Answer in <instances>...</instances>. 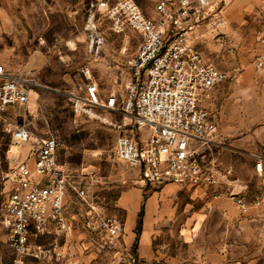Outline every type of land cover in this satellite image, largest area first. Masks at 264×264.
I'll return each instance as SVG.
<instances>
[{
  "label": "rangeland",
  "instance_id": "374dc122",
  "mask_svg": "<svg viewBox=\"0 0 264 264\" xmlns=\"http://www.w3.org/2000/svg\"><path fill=\"white\" fill-rule=\"evenodd\" d=\"M87 1L0 0V62L11 70L30 72L36 82L28 103L0 114V220L5 176L13 163L9 123L25 125L34 136L56 137L58 162L89 187L90 197L105 213L124 221L125 192L140 187L146 197L164 187L144 184L137 168L114 156L118 134L142 135L131 116L103 107L75 110L89 81L97 83L102 95L125 96L129 61L141 40L133 29L113 32L105 20L106 45L99 58H91L83 29ZM135 1L146 14L156 15L159 0ZM222 15L225 23L219 28L212 27L210 17L187 20L191 45L229 74L207 99L216 116L214 141L219 144L205 152V163L212 168L211 160H217L212 170L227 176L214 185L231 186L229 192L244 196L250 209L224 221L216 212L207 218L206 205L212 203L200 192L191 199L189 191L198 188L204 193L211 183H188L164 192L169 212L160 225L155 223L157 256L150 264H264V207L256 203L264 196V68L254 67L264 44V3L228 0ZM257 163L262 164L261 171ZM189 203L197 212L192 222L185 220L189 209L184 212V207ZM100 253L103 257L94 264H141L131 249H125L123 237ZM14 255L0 232V264H12ZM25 264L50 263L27 260Z\"/></svg>",
  "mask_w": 264,
  "mask_h": 264
},
{
  "label": "built area",
  "instance_id": "2783aa9c",
  "mask_svg": "<svg viewBox=\"0 0 264 264\" xmlns=\"http://www.w3.org/2000/svg\"><path fill=\"white\" fill-rule=\"evenodd\" d=\"M227 1L159 0L156 15L146 14L135 0L86 3L83 29L91 58H99L106 45L105 20L113 32L133 29L141 40L129 61L125 96L102 95L97 83L89 81L75 110L121 111L146 132L138 138L120 133L114 144V156L137 168L144 184L214 185L227 176L212 170L216 159L211 160L212 168L205 163V152L219 144L214 141L216 116L207 99L229 74L191 45L187 21L210 17L212 27L219 28L225 23L222 10ZM254 67L264 68V44ZM35 86L30 72L11 70L0 62V114L28 103ZM7 131L18 146L5 176L1 217L5 242L15 254L12 264L27 260L78 264L79 254L115 247L125 232L124 219L105 213L90 197L89 187L58 162L60 141L34 136L22 124L9 123ZM256 168L261 171L262 164ZM227 196L243 213L249 211L244 196L233 192ZM256 203L264 207V196Z\"/></svg>",
  "mask_w": 264,
  "mask_h": 264
},
{
  "label": "crops",
  "instance_id": "0c3cea01",
  "mask_svg": "<svg viewBox=\"0 0 264 264\" xmlns=\"http://www.w3.org/2000/svg\"><path fill=\"white\" fill-rule=\"evenodd\" d=\"M253 4H260L264 0H251ZM142 135L146 132L140 130ZM223 186V185H222ZM221 186V187H222ZM177 187H185L183 184L168 183L164 184L163 189L157 193L153 192L146 197L143 195L140 187L130 189L123 194L122 207L125 209V232L123 234V242L126 250L132 251V255L139 259L141 264H150V261L155 259L157 252L153 243V234L155 230V223L160 225L162 221L166 220L169 209L166 202V193L169 190H177ZM219 185H213L212 187H205L204 193L198 188L193 191H189L191 199L198 197V192L202 197H205V201L212 204L206 205L207 218L210 214L217 213L221 215L222 220L232 217V215H238L241 210L234 201L226 197V194L232 190L231 186L217 188ZM210 188V189H209ZM234 191V190H233ZM235 192V191H234ZM205 194V196H204ZM217 194H219L217 196ZM234 205H233V204ZM189 203V207H184V212L189 209V216L185 217V220L192 222L191 219L196 220L197 212L196 208ZM142 211V225L139 235L136 233V228L139 220V215ZM194 222V221H193ZM0 232L4 234L2 219L0 220ZM159 253V251H158ZM102 258V253H89L79 254L76 261L78 264H91L97 262L98 258Z\"/></svg>",
  "mask_w": 264,
  "mask_h": 264
},
{
  "label": "trees",
  "instance_id": "16d2710c",
  "mask_svg": "<svg viewBox=\"0 0 264 264\" xmlns=\"http://www.w3.org/2000/svg\"><path fill=\"white\" fill-rule=\"evenodd\" d=\"M141 225H142V211H141V213H140V215H139V220H138V224H137V228H136V230H137V232H138L137 235H139V233H140Z\"/></svg>",
  "mask_w": 264,
  "mask_h": 264
},
{
  "label": "bare ground",
  "instance_id": "6f19581e",
  "mask_svg": "<svg viewBox=\"0 0 264 264\" xmlns=\"http://www.w3.org/2000/svg\"><path fill=\"white\" fill-rule=\"evenodd\" d=\"M18 150V146H16V145H12V147L10 148V152H11V154H14L16 151ZM10 152H9V154H10ZM10 154V155H11Z\"/></svg>",
  "mask_w": 264,
  "mask_h": 264
}]
</instances>
